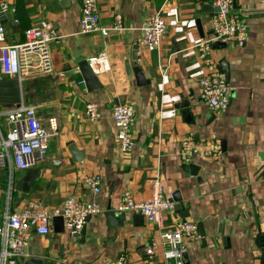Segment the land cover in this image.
<instances>
[{
    "label": "crops",
    "instance_id": "crops-1",
    "mask_svg": "<svg viewBox=\"0 0 264 264\" xmlns=\"http://www.w3.org/2000/svg\"><path fill=\"white\" fill-rule=\"evenodd\" d=\"M9 7L1 16L7 45L23 43L25 31L41 21L61 40L50 46L52 75L0 80V129L6 132L5 113L23 103L36 108L45 129L54 118L58 134L53 151L30 169L27 185L30 170L0 169V226L6 213L30 202L53 209L73 198L101 208L78 236L64 226L55 231L53 223L47 235L31 232L19 263L168 264L161 247L152 256L145 251L184 219L199 234L187 244L190 264H264V0H233L245 44H217L204 61L194 46L209 34L210 0H97L105 31L90 34L80 33V0H9ZM155 14L165 22V36L157 51H138L140 29ZM82 61L99 89H86ZM209 64L223 76L227 69L231 102L219 114L202 101L197 84ZM188 137L193 173L179 156ZM94 175L101 178L97 195L83 182ZM155 181L163 198H180L159 223L116 214L125 191L146 201Z\"/></svg>",
    "mask_w": 264,
    "mask_h": 264
},
{
    "label": "built area",
    "instance_id": "built-area-1",
    "mask_svg": "<svg viewBox=\"0 0 264 264\" xmlns=\"http://www.w3.org/2000/svg\"><path fill=\"white\" fill-rule=\"evenodd\" d=\"M80 33L104 32L98 24L97 0H80ZM218 11L209 19V34L195 44L199 60L204 61L206 54L217 44L235 43L242 47L246 36L243 26L232 14L233 0H210ZM9 0H0V80L15 77L19 82L26 78L49 76L53 74L50 46L61 40L47 21L27 29L25 41L18 45L5 43V27L1 16L9 12ZM109 30V29H107ZM142 36L137 42V50L157 51L166 33V25L159 14L153 15L140 29ZM208 74L197 80L202 101L213 114L224 112L231 102V89L217 66L206 65ZM159 72L165 75L166 69L158 65ZM6 132L0 129V169L10 175L14 171L26 172L37 165L49 154L50 141L57 136L58 126L54 118L49 119V128L40 123L36 108L23 103L5 113ZM192 137L180 144L179 156L183 165L189 166L195 150L191 146ZM208 155L213 156V152ZM54 165H61L60 160ZM87 187L97 195L101 192V178L98 175L83 178ZM153 193L149 200L136 201L128 191L115 209L117 215L136 213L148 222L159 223L161 214L173 208V195L162 197L160 182L152 183ZM101 208L96 202H79L73 198L63 201L60 208L47 209L39 203L30 202L22 210L6 213L0 226V264H19L24 249L28 246L31 232L47 235L53 219L61 217L63 226L70 236H78L87 220L99 214ZM199 239L197 226L187 220H178L173 229L161 233L151 241L145 253L152 256L161 247L162 256L168 264H185L183 255L187 244ZM122 262V259L120 260Z\"/></svg>",
    "mask_w": 264,
    "mask_h": 264
},
{
    "label": "water",
    "instance_id": "water-1",
    "mask_svg": "<svg viewBox=\"0 0 264 264\" xmlns=\"http://www.w3.org/2000/svg\"><path fill=\"white\" fill-rule=\"evenodd\" d=\"M216 11H218L216 8L212 9V12H216ZM221 67H223V64L221 65ZM221 69L224 72L225 80H227V69L225 67H223ZM78 70H79V72H80V74H81V76L83 78L84 85H85V87H86V89L88 91H95V90L100 88V85H99L94 73L92 72L91 68L89 67V65H88V63L86 61H82V62H80L78 64ZM53 148H54V142L50 141L49 150L53 151ZM192 169H194V167L191 166V165L188 166V168H187V170L190 173H193ZM31 174H33L31 172V170L27 172L28 176H27V178L24 179L25 185L28 184V178L31 177ZM24 189H26V187ZM179 200H180V198H178L175 195H173V202H177ZM174 209L177 210V211H181L182 210L181 204L174 205ZM62 227H63V222H62L61 217H55L53 219V228H54V230L59 232V231L62 230ZM262 239H263L262 236H259L257 238V242L261 241ZM259 247L262 248L263 247V243L261 244V242H260ZM183 257H184V260H185V264H190V262L188 261L187 253H185L183 255ZM19 264H43V262L41 260H39V259L33 258V259L25 261V262H20Z\"/></svg>",
    "mask_w": 264,
    "mask_h": 264
}]
</instances>
